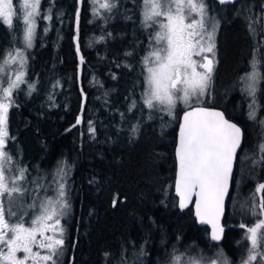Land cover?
Listing matches in <instances>:
<instances>
[{
    "label": "trees",
    "instance_id": "16d2710c",
    "mask_svg": "<svg viewBox=\"0 0 264 264\" xmlns=\"http://www.w3.org/2000/svg\"><path fill=\"white\" fill-rule=\"evenodd\" d=\"M43 1L60 17L48 32L40 31L31 52L29 83L35 91L17 98L18 107L12 108V156L31 174L45 173L46 178L55 175L61 162L67 165L73 264H169L174 248L184 254L193 243L208 257L220 252L209 241L208 229L196 225L192 209L177 208L174 150L186 109L177 103L169 116L144 104L141 60L151 30L142 24L140 0H113L111 15L96 20L89 0ZM206 4L221 16V27L218 63L200 106L223 111L244 133L222 242L230 264H240L248 243L239 225L250 226L251 220L232 219V205L252 128L243 82L235 76L251 48L246 27L231 15L247 18L251 5L248 0ZM249 176L244 204L253 203L252 170Z\"/></svg>",
    "mask_w": 264,
    "mask_h": 264
},
{
    "label": "snow or ice",
    "instance_id": "6c2138e0",
    "mask_svg": "<svg viewBox=\"0 0 264 264\" xmlns=\"http://www.w3.org/2000/svg\"><path fill=\"white\" fill-rule=\"evenodd\" d=\"M232 2L219 0L222 5ZM92 3L93 15H100L98 9L110 12L116 7L110 0L103 3L92 0ZM40 4L41 0H19V8H15L14 0H0V21L9 28L13 27V17L19 19L18 13L22 10L25 49L33 46L37 18L52 19L50 14L41 16ZM76 19L78 25L79 9ZM261 21H264V12L255 18L249 16V31L255 33V25ZM142 24L145 28H158L154 35L150 33L155 46L143 59L147 72L143 93L145 106L150 110L165 111L169 116L173 115L178 102L189 108L183 115L176 147V190L180 196V207H185V202L194 196L197 217L202 223L212 225L211 240L219 241L224 232L219 219L225 211V198L229 195L237 150L242 145L244 133L240 126L226 118L223 111L193 106V101L201 104V98L209 92L215 67L218 21L208 16L205 0H143ZM76 39L79 53L78 34ZM193 57H200V60ZM257 63L253 59L252 71L241 77L244 83L242 91L252 98L248 113L250 120L257 119V86L264 79L257 70ZM26 65L24 49L13 48L0 56V264H29V261L31 264H59L65 243L61 219L70 207L67 166L61 162L50 182L44 177L29 181L28 169L18 164L13 167L16 162L6 150L8 113L16 106L14 93L26 83ZM28 91L29 94L35 91V85L28 84ZM132 106L135 107V103ZM80 122L77 118L76 123ZM258 122L264 128V119ZM89 131L94 133L95 129L90 128ZM258 151L260 159L252 160L254 166L264 164V143L258 146ZM29 183L34 187L29 188ZM254 191L261 194L259 202L256 203L253 196L254 202L250 207L241 205L242 211L251 214L257 222L252 226L239 225L244 229V240L248 242L246 256L241 258L240 264H264V183H257ZM49 192L55 195H49ZM29 196L33 202L27 208L37 214L27 226L22 215L12 223L11 218L17 217L13 207L22 206ZM4 200L9 205L7 209ZM34 248L43 250V254ZM21 252L24 253L22 258L17 255ZM183 256L174 248L169 264H200L197 259ZM210 264H230V261L220 252Z\"/></svg>",
    "mask_w": 264,
    "mask_h": 264
},
{
    "label": "flooded vegetation",
    "instance_id": "af4514ba",
    "mask_svg": "<svg viewBox=\"0 0 264 264\" xmlns=\"http://www.w3.org/2000/svg\"><path fill=\"white\" fill-rule=\"evenodd\" d=\"M16 0H14L15 2ZM113 0H110V2H112ZM251 7H250V12L249 15L247 16V18L242 17L240 14L238 13H234L231 16L235 19H237L238 21H240L245 27H246V32L248 33L249 36V41H250V54L248 57V60L246 61V64L243 66V71L239 72L236 76H235V80L242 82L241 81V77H244L247 73H250L252 71V61L253 59H255L258 63H257V70L261 73L262 76H264V28H261V24H264V21H261V24H257L255 25L256 27V32L252 33L249 31L248 28V18L249 16H252L253 18L260 16L262 14V12H264V0H248ZM235 3H239V0H237ZM15 4V3H14ZM48 5L47 3L45 4L43 0H41V4H40V9L44 10L45 8H47ZM109 12V11H108ZM111 12V11H110ZM109 12V14L111 15V13ZM208 16L215 18L216 21H218V28L216 30V34H215V53H216V64L218 63V56H217V52H216V47H217V35H218V31L221 27V16L216 15V13H214V11L208 7ZM17 20H15L14 24H13V28H9L7 25H4L2 23V21H0V56H2L4 53H6L8 50L12 49V44H18L20 38L23 37V31H24V26L21 22H17ZM41 29H37L36 30V35L35 38L33 40V47L28 51V53L26 54V59H27V65L25 67V72H26V76H25V80L29 83L31 81V78L29 76L28 73V69L30 68L29 64H30V60H31V52L34 50L36 43L38 41V35L40 33ZM42 32V31H41ZM14 40V41H13ZM13 41V43H12ZM148 44H149V40H148ZM213 75V74H212ZM30 78V81H29ZM31 84V83H29ZM258 91L256 93V99H257V103L259 105V108L257 110V119L256 120H250L251 123V128H252V133H251V137H250V141H249V153H248V161L251 164V170H252V176H253V185L252 188L250 189V194H251V198L253 201V196H255V202L258 203L259 199H260V195L261 194H256L255 193V187L257 185V183H264V164H260V165H256L254 166L252 164V160H259L260 159V155L261 153H259L258 151V146L261 143H264V128H262L259 124V120L260 119H264V79L260 80L259 84H258ZM19 98H25L26 96H23L21 92H19ZM13 99L15 100V107H18V101L17 98L15 97V95L13 96ZM250 99L252 100V98L250 97ZM21 100V99H20ZM14 108V107H12ZM12 108H10L9 113H8V122H7V129H8V139H7V144H6V150L13 155L12 152V122H11V112H12ZM238 125V124H237ZM244 146V138H243V144L242 147L240 149V151L238 152L237 155V160L235 162V168H234V172L236 171L237 168V161L239 159V155L243 149ZM14 158V157H13ZM15 159V158H14ZM15 162H18V160H15ZM21 167V164H19ZM235 175V173L233 174ZM54 176V174H53ZM53 176H51V178L47 177L45 173H40V174H31L29 172V181H31L33 178H38V177H44L46 181H51ZM30 188H33L34 185H31L30 183L27 185ZM52 192H49V195ZM41 196L44 195V193L40 194ZM68 199V196H67ZM69 201V199H68ZM32 201V197H26L24 199V205H23V210L19 213H17V217H13V219L11 218V222L15 223L17 222V218L19 216H24V220L26 222V226L27 224H30L31 220H32V216L35 213V211L30 210L27 208V205L31 204ZM254 202V201H253ZM5 203V208L7 209V207L9 206L7 201L4 200ZM70 209V207H69ZM14 210V209H13ZM69 214V212H68ZM226 217V214H225ZM224 217V220H225ZM68 215L61 219V224L64 227V249H63V255L59 258V264H73V258L74 255L72 256L70 254V236H69V229L68 227L70 226V223L67 221ZM250 226L254 225L257 221L256 218L251 216L250 217ZM224 223V221H223ZM222 227L224 229L223 232V239H224V233L226 231V228L224 226V224H222ZM223 239L222 241L217 244L221 250V252H223V254L225 255V249L223 247ZM75 245V244H74ZM236 248V247H235ZM34 251H41V253L43 254V250H39L34 248ZM246 253H247V248H246ZM24 253H19L18 256L19 257H23ZM29 264H31V261H29Z\"/></svg>",
    "mask_w": 264,
    "mask_h": 264
},
{
    "label": "rangeland",
    "instance_id": "374dc122",
    "mask_svg": "<svg viewBox=\"0 0 264 264\" xmlns=\"http://www.w3.org/2000/svg\"><path fill=\"white\" fill-rule=\"evenodd\" d=\"M89 2H90V6H91V14H92L93 20L106 17V14H107L108 11L105 10V9H98L99 12H100V15H93V7H94V5L92 3V0H89ZM99 2L100 3H103L104 0H99ZM205 2H206V0H205ZM14 3H15L14 4V7L15 8H19V0H16ZM96 7L98 8V5H96ZM40 13H41V16L47 15V14H50L52 16V19L51 20H43V19H40V18H37V20H36V30L37 29H41V31L43 33H46L45 32V28H47L48 31H49L51 29L52 22L55 19H57L58 17H60V14H59V11L56 10V8L54 6H48L44 10L40 9ZM140 13H141V16H142V21H143V0H140ZM18 16H19V19L17 17H15V16L13 17V24H14L15 20H17L16 23L17 22H21L23 24V19H22L23 12H22V10L18 13ZM23 26H24V24H23ZM150 30H151V34L154 35L155 31H157L158 28L157 27H153V28H150ZM13 41H12V43H13ZM153 46H155V41L152 40L149 37V44H148L147 49H146L144 55L142 56V60H141V64H142V67L144 68V75L145 76L147 75V72H146L145 67H144V64H143V59H144L145 56L148 55V53L150 51L153 50ZM13 48H21V49H24V51H25V57H26V54L28 53V51L31 49V48L30 49H25V45H24V42H23V37L20 38V40H19V42H18L17 45L14 44V43L12 44V49ZM208 55H211V54H208ZM193 59L200 60V57H193ZM215 65H216V53H215ZM13 67H15V65ZM28 84L29 83L26 81L25 84H22L20 86V89L17 90L14 93V95H15L16 98H19L18 97L19 96V92H21L23 96H26V94L29 93V91H28ZM243 88H244V83H243ZM245 95L248 98V103L247 104H248V107H249V104L251 103L252 100L250 99V96H248L246 93H245ZM203 98L204 97H202L201 100H203ZM180 104L182 105V107L184 109H187L188 108L183 103H180ZM194 105H197L195 101H193V106ZM7 132H8V129H7ZM17 164L19 165V163L16 162V164H14L13 167H16ZM250 166H251V164L249 163L248 158H245L244 157L243 160H241V165H240L239 172L237 174L238 176H237V179H236L235 194H234V199H233V203L234 204L232 205V213H233L232 214V219H235L236 218V219L240 220L242 218V219H245V221H247V218L246 217H251V214H246L245 211H242V209H241V205L244 204V202H243V199L244 198L243 197L246 194V192H248V189H249V186H247V184H248V182L250 180V176H249V173L251 172V167ZM66 170L68 172V169L67 168H66ZM66 180H67V177H66ZM51 194L53 196L55 195V193H53V192ZM68 203H69V201H68ZM23 205H24V201H23L22 206H19V205L14 206L13 207L14 211H16L17 213L21 212L23 210ZM244 205H247L248 207H250L252 205V203L251 202L249 203V202H247L245 200V204ZM68 212H69V208L67 210V214L63 218H65L68 215ZM36 214H37V212L35 211V213L33 214L32 217L34 218V216ZM220 252L216 249L214 255H212L211 257H208L207 256V253L203 252L199 248V246L197 244L193 243V244H190L189 247H188V249L183 252L184 253L183 258H193V259L199 260L200 261V264H210V261L211 260L217 259L218 253H220Z\"/></svg>",
    "mask_w": 264,
    "mask_h": 264
},
{
    "label": "water",
    "instance_id": "95a60500",
    "mask_svg": "<svg viewBox=\"0 0 264 264\" xmlns=\"http://www.w3.org/2000/svg\"><path fill=\"white\" fill-rule=\"evenodd\" d=\"M214 1L217 2V3H219V0H214ZM236 1L237 0H233L232 3L223 4V5H233ZM196 106H200V105H196ZM202 107H205V106H202ZM206 108H209V107H206ZM209 109L219 110V109H216V108H209ZM188 110H189V108H187L186 110H184L181 113V115L179 117L178 126H177L176 144H175V150H174V157H175V179H174V184H173V192H174V196L177 199V208L179 210H181V211H184L186 209L191 208L192 209V213H193V218L195 220L196 225L199 226V227H206L208 229L209 241L211 243H213V244H219L222 241V239H223V234H222V238L219 241H213V240H211L212 225L210 223H202L201 220H200V218L197 217V215H196V206H195L196 198L193 196L191 200H188V201L185 202V207L181 208L180 207V196L178 195L177 190H176V175H177V171H178L177 158H176V147H177V144L179 142L180 124L182 123L184 113L186 111H188ZM219 111H221V110H219ZM233 123H235V122H233ZM242 144H243V141H242ZM241 147H242V145H241ZM241 147L237 150V155H238V152L240 151ZM234 168H235V164H234ZM233 174H234V169H233ZM231 187H232V180L230 182L229 195H230V192H231ZM229 195L225 198V211H224V214L219 219V224H220L221 227H222V224H223V221H224V217H225V214H226V204H227V200H228Z\"/></svg>",
    "mask_w": 264,
    "mask_h": 264
}]
</instances>
